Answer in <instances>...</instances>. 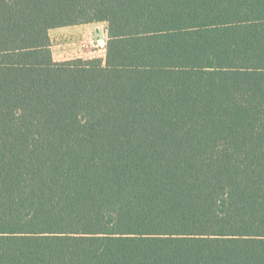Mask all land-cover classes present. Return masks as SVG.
<instances>
[{
	"label": "trees",
	"instance_id": "16d2710c",
	"mask_svg": "<svg viewBox=\"0 0 264 264\" xmlns=\"http://www.w3.org/2000/svg\"><path fill=\"white\" fill-rule=\"evenodd\" d=\"M0 264H264V0H0Z\"/></svg>",
	"mask_w": 264,
	"mask_h": 264
},
{
	"label": "rangeland",
	"instance_id": "374dc122",
	"mask_svg": "<svg viewBox=\"0 0 264 264\" xmlns=\"http://www.w3.org/2000/svg\"><path fill=\"white\" fill-rule=\"evenodd\" d=\"M83 24L85 25L78 27L63 26L50 30L52 51L56 61L75 58L105 59L109 40L108 23L101 21ZM78 38L83 41L78 42Z\"/></svg>",
	"mask_w": 264,
	"mask_h": 264
},
{
	"label": "crops",
	"instance_id": "0c3cea01",
	"mask_svg": "<svg viewBox=\"0 0 264 264\" xmlns=\"http://www.w3.org/2000/svg\"><path fill=\"white\" fill-rule=\"evenodd\" d=\"M85 24H81V25H73V26H66V27H78V26H84ZM54 29V28H53ZM83 41L81 38H78V42Z\"/></svg>",
	"mask_w": 264,
	"mask_h": 264
}]
</instances>
